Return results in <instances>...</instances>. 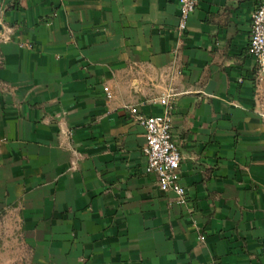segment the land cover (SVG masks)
I'll return each instance as SVG.
<instances>
[{"label": "crops", "instance_id": "crops-1", "mask_svg": "<svg viewBox=\"0 0 264 264\" xmlns=\"http://www.w3.org/2000/svg\"><path fill=\"white\" fill-rule=\"evenodd\" d=\"M259 3L199 0L180 32L178 0H0V219L29 264H264ZM166 94L184 205L129 112Z\"/></svg>", "mask_w": 264, "mask_h": 264}, {"label": "built area", "instance_id": "built-area-1", "mask_svg": "<svg viewBox=\"0 0 264 264\" xmlns=\"http://www.w3.org/2000/svg\"><path fill=\"white\" fill-rule=\"evenodd\" d=\"M199 0H178L179 16L177 29L186 30L189 15L198 6ZM248 53L254 59L256 72L264 75V3H259L251 13ZM107 98L111 93L104 88ZM170 94L160 98L163 111L156 115H143L135 107H130L131 118L142 126L145 134V145L142 154L146 160L145 172L155 176L162 194L172 193L179 205L187 203L186 189L179 183L178 170L181 153L172 138V112L174 105Z\"/></svg>", "mask_w": 264, "mask_h": 264}, {"label": "rangeland", "instance_id": "rangeland-1", "mask_svg": "<svg viewBox=\"0 0 264 264\" xmlns=\"http://www.w3.org/2000/svg\"><path fill=\"white\" fill-rule=\"evenodd\" d=\"M18 231L14 221L0 219V264H29Z\"/></svg>", "mask_w": 264, "mask_h": 264}]
</instances>
